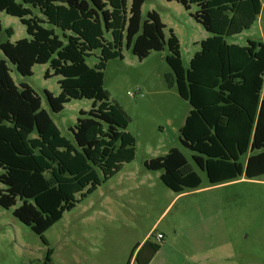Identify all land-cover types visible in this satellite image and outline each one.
Here are the masks:
<instances>
[{
    "label": "trees",
    "instance_id": "obj_1",
    "mask_svg": "<svg viewBox=\"0 0 264 264\" xmlns=\"http://www.w3.org/2000/svg\"><path fill=\"white\" fill-rule=\"evenodd\" d=\"M166 1L187 11L195 5L193 19L211 34L187 70L179 40L171 29L165 38L160 16L152 11L142 21L144 0H0V14L19 19L29 36L0 43L5 58L23 77L46 64L44 79L60 77L59 95L44 91L51 111L62 112L72 100L92 101L70 128V141L42 109L41 98L27 84L16 85L7 62L0 60V207H15L13 217L45 246V232L65 212L134 159L135 138L126 131L131 120L104 89L107 63L123 59V48L140 61L168 48L167 88H176L191 107L180 142L211 185L264 176V43L248 40L238 46L225 40L252 27L261 0ZM95 53L98 62L90 67L87 59ZM144 167L162 171L160 181L175 194L201 185L176 148ZM159 249L149 238L136 253L137 264H149ZM52 253L48 248L43 264H51Z\"/></svg>",
    "mask_w": 264,
    "mask_h": 264
},
{
    "label": "rangeland",
    "instance_id": "obj_2",
    "mask_svg": "<svg viewBox=\"0 0 264 264\" xmlns=\"http://www.w3.org/2000/svg\"><path fill=\"white\" fill-rule=\"evenodd\" d=\"M127 1L130 4L131 0ZM261 2V13L252 27L226 37L228 44L246 46L248 40L264 43V0ZM197 9L192 5L187 11L181 4L166 0H144L141 8L142 21L154 11L166 26L165 38L168 39L170 29L176 35L185 70L189 69L192 56L200 51L195 42L211 36L193 19ZM0 21V43L29 39L19 19L1 13ZM106 38L111 39L110 35ZM167 54L165 47L140 61L123 48V59L107 63L104 89L109 93V101L118 103L131 120L126 131L135 138L133 161L124 164L120 172L81 199L74 209L65 212L45 232L48 246L13 217L15 207L10 210L0 207V264H43L48 248L53 250L51 264H127L134 243L141 242L156 222L149 238L158 242L162 250L149 264H207L204 263L207 258L212 259L210 264H264V176L212 186L205 173L196 167L193 153L180 142V129L190 105L172 88L174 113L169 105L171 99L165 102L161 93L167 88L165 76L172 73L165 62ZM0 60L7 62L16 85L25 83L34 90L61 135L72 141L70 128L76 124L80 111L91 109L92 101L72 100L62 112L53 113L44 91L57 96L60 77L44 79L47 64L35 65L32 76L23 77L1 50ZM97 62L98 53L87 59L90 67ZM166 118H173L174 122L164 125V133L160 134L152 124ZM171 148L184 155L199 174L201 185L175 201L160 219L169 198L167 194L173 192L160 181L162 171H148L144 162L166 154ZM241 162L245 163L244 157ZM172 221L175 234H165L163 242L158 241V233ZM136 253L130 264H137Z\"/></svg>",
    "mask_w": 264,
    "mask_h": 264
},
{
    "label": "crops",
    "instance_id": "obj_3",
    "mask_svg": "<svg viewBox=\"0 0 264 264\" xmlns=\"http://www.w3.org/2000/svg\"><path fill=\"white\" fill-rule=\"evenodd\" d=\"M261 5H262V2H261ZM207 39V38H206ZM205 40V39H204ZM203 41V40H202ZM201 42V41H200ZM200 42H195V44H199L200 45ZM194 56V55H193ZM192 56V57H193ZM104 79H105V74H104ZM171 91H173V89H165L164 91H162L161 93L165 96V102L167 101V99L169 98V99H171V102L169 103V105L172 107V109H173V112L175 113V94H173ZM59 95V94H58ZM55 96V95H54ZM165 106H168V104H165ZM124 110V109H123ZM190 110H191V107L187 110V114L185 115V118H186V116L188 115V113L190 112ZM185 118H184V120H185ZM173 122H174V119L173 118H166L164 121H162V120H157V121H155V122H153V124H152V126H154V129H156L157 131H158V133H160V134H163L164 133V125L165 126H170V125H172L173 124ZM181 130V129H180ZM172 149V148H171ZM170 150V149H169ZM168 153V152H167ZM165 155V154H164ZM163 156V155H162ZM158 157H160V156H158ZM154 158H157V157H154ZM153 159V158H152ZM148 161V160H147ZM159 179H160V177H159ZM212 186H216V185H212ZM197 190V189H196ZM193 191H195V190H193ZM192 191V192H193ZM189 192H191V191H189V190H186V191H184L183 193H181V194H175V193H173V194H167L168 196H169V198L167 199V205H166V207H165V209H164V211L162 212V214L160 215V219L163 217V216H165V214L167 213V211H169V209H170V207L171 206H173V205H175V201H178L179 199H181V198H183V197H185V195L186 194H188ZM157 226V222L155 223V225L151 228V230L145 235V237L142 239V241L141 242H136V243H134V245H133V247L135 246V245H139V248L137 249V251L140 249V247L149 239V236L151 235V233L155 230V227ZM165 234H169L170 236L171 235H174L175 234V223H174V221H172V223H171V225L168 227V226H166L165 228H163L162 229V232H160V233H158V235H161L162 236V238L160 239V240H158V241H161V242H163V240L165 239ZM155 243H157V244H159L158 242H155ZM160 245V244H159ZM162 250V247H161V245H160V249H159V251L155 254V256L157 255V254H159L160 253V251ZM136 251V252H137ZM52 255H53V253H52ZM154 256V257H155ZM153 257V258H154ZM51 258H52V256H51ZM152 258V259H153ZM223 259L221 258V259H219V261H222ZM51 262H52V259H51ZM151 262V261H150ZM212 262V259H210V258H207L206 260H205V262L204 263H207V264H210Z\"/></svg>",
    "mask_w": 264,
    "mask_h": 264
},
{
    "label": "built area",
    "instance_id": "obj_4",
    "mask_svg": "<svg viewBox=\"0 0 264 264\" xmlns=\"http://www.w3.org/2000/svg\"><path fill=\"white\" fill-rule=\"evenodd\" d=\"M162 238L161 235H157V239L160 240Z\"/></svg>",
    "mask_w": 264,
    "mask_h": 264
}]
</instances>
